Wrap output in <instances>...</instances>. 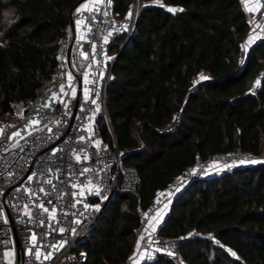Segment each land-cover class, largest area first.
Listing matches in <instances>:
<instances>
[{"label":"trees","instance_id":"1","mask_svg":"<svg viewBox=\"0 0 264 264\" xmlns=\"http://www.w3.org/2000/svg\"><path fill=\"white\" fill-rule=\"evenodd\" d=\"M76 1L0 0V117H14L13 102L56 70ZM110 1L120 16L136 0ZM139 2L125 46L110 47L107 118L102 109L98 115L103 142L136 168L139 195L118 190L109 199L78 244L84 264L124 260L135 245L139 211L197 157L238 146L264 150V37L244 41L249 25L242 0ZM236 95L242 97L234 102ZM172 119L179 127L159 132ZM166 206L158 233L210 238L185 237L176 254L142 264H264V163L192 180Z\"/></svg>","mask_w":264,"mask_h":264},{"label":"built area","instance_id":"2","mask_svg":"<svg viewBox=\"0 0 264 264\" xmlns=\"http://www.w3.org/2000/svg\"><path fill=\"white\" fill-rule=\"evenodd\" d=\"M244 9L248 33L264 37V0H255ZM137 13L119 16L110 0L73 9V21L79 22L83 33L74 42L87 54L86 60L74 70L72 61L79 50L68 61L66 49L56 70L30 96L13 102L14 109L19 102L20 117H0V264H84L86 251L78 244L90 236L102 207L118 190L138 197L136 168L123 165L122 150L103 142L98 123L100 109L107 118L106 88L114 63L110 47L118 42L120 50L125 46L135 29ZM244 55L245 45L239 53L240 63ZM258 87L256 83L250 93ZM169 125L159 132L179 127L175 119ZM255 162L264 163V150L252 153L238 146L197 157L158 188L139 211L134 236L143 251L142 259L132 256L133 247L117 264H142L160 253L176 254L185 237L210 238L209 233L196 231L187 236L164 235L149 229L147 222L190 181Z\"/></svg>","mask_w":264,"mask_h":264},{"label":"crops","instance_id":"3","mask_svg":"<svg viewBox=\"0 0 264 264\" xmlns=\"http://www.w3.org/2000/svg\"><path fill=\"white\" fill-rule=\"evenodd\" d=\"M93 2H95V0H93L92 2L90 3H86V2H83L82 4H80L78 7L79 8H82V7H87L89 5H91ZM242 3H243V7L244 8H250L251 6H253V3L251 0H242ZM79 22L77 21H73V30H74V37L75 39H80L82 38L83 36V33H82V30L80 29V26H79ZM70 30V29H69ZM71 34H72V31H71ZM255 38V34H254V31L253 33H248L244 39L245 42H251L252 39ZM201 77H203L202 74L199 75ZM257 83V82H256ZM255 83V84H256ZM252 89V88H251ZM167 211V206L165 207H162L158 210V212L153 216L151 217L149 220H148V228L149 229H155L157 230V226L159 225V220L162 218V216L166 213ZM142 255L143 254V251L140 249V247L138 246V243H136L134 245V250L132 252V256H135L137 258V260H141L142 259Z\"/></svg>","mask_w":264,"mask_h":264},{"label":"rangeland","instance_id":"4","mask_svg":"<svg viewBox=\"0 0 264 264\" xmlns=\"http://www.w3.org/2000/svg\"><path fill=\"white\" fill-rule=\"evenodd\" d=\"M93 0H87L86 1V3H90V2H92ZM95 1H97V0H95ZM252 1V3H253V5H254V3H255V0H251ZM139 5H140V2H139V0H136V1H134L131 5H130V7H129V9H128V13H129V15H133L134 13H135V11H137L138 10V8H139ZM261 30L263 31V35H264V30L261 28ZM251 33H253V32H251ZM256 32H254V34H255ZM71 38H72V34H71V30H70V32H69V34H68V37H67V39L64 41V43H63V51H66V49L68 48L67 46H68V44H69V42H70V40H71ZM118 47L120 46L119 45V42H118ZM73 50H74V52H76L77 51V49L79 50V55L78 56H76V54H75V57L73 58V61H72V63H73V67H74V70H76V71H78V69L80 68V65H81V63L80 62H84L85 60H86V57H87V54L83 51V49L79 46H77V43H73ZM114 48H112V49H110L109 50V55L112 57V56H114ZM80 59V60H79ZM68 75H71V73L69 72V74ZM200 77V76H199ZM202 78V77H201ZM200 79V78H199ZM20 110H21V107H20V105H19V102L16 104V107H15V109L13 108V112H14V117H20ZM189 195V194H188ZM5 258H6V260H8V261H10V259H11V256H10V254H9V252H6V254H5Z\"/></svg>","mask_w":264,"mask_h":264},{"label":"water","instance_id":"5","mask_svg":"<svg viewBox=\"0 0 264 264\" xmlns=\"http://www.w3.org/2000/svg\"><path fill=\"white\" fill-rule=\"evenodd\" d=\"M87 0H77L76 2H75V4L73 5V7L71 8V12L73 11V9H75L76 7H78L80 4H82L83 2H86ZM71 12H70V14H71ZM69 27H70V30L72 31V38H71V40H70V42H69V44H68V48H67V51H66V58H67V60L69 61V58H70V54H71V50H72V44H73V42H74V30H73V18H72V14H71V16H70V22H69ZM78 79V78H77ZM78 81H80V79H78ZM182 189H179V191L177 192V194L181 191ZM176 194V195H177ZM109 202V201H108ZM107 202V203H108ZM106 203V204H107ZM105 204V205H106ZM104 205V206H105ZM103 209L101 210V212H100V214L104 211V207H102ZM97 218H98V216H97ZM96 218V219H97ZM15 243L17 244V246L19 245V243H18V241H17V238H15Z\"/></svg>","mask_w":264,"mask_h":264}]
</instances>
